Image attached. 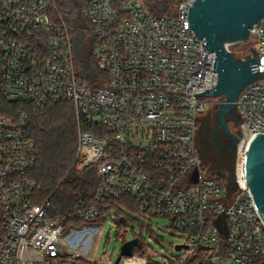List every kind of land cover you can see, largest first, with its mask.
Returning <instances> with one entry per match:
<instances>
[{
    "label": "built area",
    "instance_id": "2783aa9c",
    "mask_svg": "<svg viewBox=\"0 0 264 264\" xmlns=\"http://www.w3.org/2000/svg\"><path fill=\"white\" fill-rule=\"evenodd\" d=\"M176 1L170 15L158 16L142 1L115 8L111 0H85V32L95 40L96 67L106 79L91 88L77 75L75 29L53 18L54 0H0L3 97L38 114L50 104L71 103L79 156L96 166L99 181L91 200L78 198L63 215L50 213V198L37 202L40 188L31 178L38 156L28 113L0 115V264H91L75 250L88 229L71 227L68 249L63 236L70 226L122 215L121 206L149 223L168 220L181 242L179 256L154 263L143 251L147 243L134 238L141 247L119 264H264V220L245 176L249 147L264 135V18L247 41L262 77L234 102L239 150L229 185L202 163L198 147L201 116L227 101L194 96L217 86L216 55L189 26L196 0ZM234 57L242 62L255 55Z\"/></svg>",
    "mask_w": 264,
    "mask_h": 264
},
{
    "label": "trees",
    "instance_id": "16d2710c",
    "mask_svg": "<svg viewBox=\"0 0 264 264\" xmlns=\"http://www.w3.org/2000/svg\"><path fill=\"white\" fill-rule=\"evenodd\" d=\"M111 1L115 8L132 1H142L158 16L170 15L171 9L177 2L176 0ZM54 4L53 18L61 19L75 29L72 33V44L78 77L91 88L103 86L105 74L101 76L96 67L95 40L85 32L89 28L83 16L86 8L85 0H54ZM236 49L240 48L234 47L232 51L235 52ZM99 77L103 82H99ZM20 112L28 113V134L37 147L38 159L31 172V178L40 188L37 202L50 198L52 204L50 213L63 215L74 208L78 198L91 200L99 181L95 175L96 166L84 165L78 157L79 121L73 105L69 102L53 103L48 105L43 114H38L27 105L7 101L0 90V115L16 118ZM80 127L84 131L92 129L91 126L82 124Z\"/></svg>",
    "mask_w": 264,
    "mask_h": 264
},
{
    "label": "water",
    "instance_id": "95a60500",
    "mask_svg": "<svg viewBox=\"0 0 264 264\" xmlns=\"http://www.w3.org/2000/svg\"><path fill=\"white\" fill-rule=\"evenodd\" d=\"M263 18L264 0H196L189 9V26L198 39L205 41L202 45H206L209 52L215 53L212 71L218 72L217 86L194 96L226 98L227 101H224L226 103L220 104L218 113L220 125L215 132L224 129L234 138L236 146L238 139L229 134L226 117L234 119L233 112L236 105L234 102L238 100L237 95L258 76L262 77V73L258 69V55L255 50L251 49L255 55L253 59L238 62L224 44L247 42L250 30ZM245 176L247 187L264 220V135L262 134H258L249 147ZM139 247L141 243L138 239L124 243L115 264H119L122 256L132 257L134 249ZM177 249L180 250L181 247Z\"/></svg>",
    "mask_w": 264,
    "mask_h": 264
},
{
    "label": "rangeland",
    "instance_id": "374dc122",
    "mask_svg": "<svg viewBox=\"0 0 264 264\" xmlns=\"http://www.w3.org/2000/svg\"><path fill=\"white\" fill-rule=\"evenodd\" d=\"M236 47L240 49H236L235 52L232 51L234 54L246 55L254 48V44L251 41ZM244 48H247V50ZM218 113L217 106H212L200 118L198 132L200 157L202 163L211 173L220 177L229 185H233L237 162V146L234 144V138L229 136L224 129H218V133L215 132V129L220 125ZM226 124L229 134L238 139L239 120L237 115H234V119L227 117ZM78 157L84 164L83 157L79 156V152ZM120 210L122 215H112L105 221L100 219L97 225L79 224L76 227L70 226L69 231L62 238L64 246L67 249L71 248L67 239L69 236L70 239H73L71 227L75 229L85 227L88 230L84 232V237L75 245V250L83 252L85 249L87 262H92L91 264L108 262L114 264L120 255L123 243L134 238H140L141 241L147 243L148 247L144 248L143 251L147 256L151 253L154 255L152 257L154 263H164L165 258L179 256L175 250V245L181 242V235L170 229L171 223L168 220H152V223H149L132 209L121 206ZM89 227L93 230L91 231L92 234L89 233Z\"/></svg>",
    "mask_w": 264,
    "mask_h": 264
},
{
    "label": "bare ground",
    "instance_id": "6f19581e",
    "mask_svg": "<svg viewBox=\"0 0 264 264\" xmlns=\"http://www.w3.org/2000/svg\"><path fill=\"white\" fill-rule=\"evenodd\" d=\"M228 43H225L224 45L226 46Z\"/></svg>",
    "mask_w": 264,
    "mask_h": 264
},
{
    "label": "crops",
    "instance_id": "0c3cea01",
    "mask_svg": "<svg viewBox=\"0 0 264 264\" xmlns=\"http://www.w3.org/2000/svg\"><path fill=\"white\" fill-rule=\"evenodd\" d=\"M85 250V249H84ZM83 250V252L85 253V251Z\"/></svg>",
    "mask_w": 264,
    "mask_h": 264
}]
</instances>
